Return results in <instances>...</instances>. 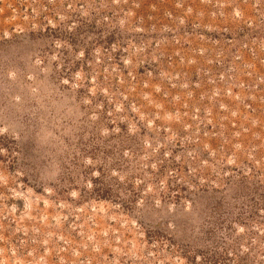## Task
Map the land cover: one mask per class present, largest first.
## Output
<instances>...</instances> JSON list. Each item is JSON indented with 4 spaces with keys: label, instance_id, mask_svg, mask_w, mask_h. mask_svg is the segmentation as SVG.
Instances as JSON below:
<instances>
[{
    "label": "rangeland",
    "instance_id": "374dc122",
    "mask_svg": "<svg viewBox=\"0 0 264 264\" xmlns=\"http://www.w3.org/2000/svg\"><path fill=\"white\" fill-rule=\"evenodd\" d=\"M0 264H264V0H0Z\"/></svg>",
    "mask_w": 264,
    "mask_h": 264
}]
</instances>
